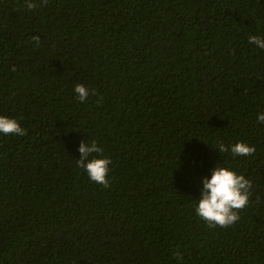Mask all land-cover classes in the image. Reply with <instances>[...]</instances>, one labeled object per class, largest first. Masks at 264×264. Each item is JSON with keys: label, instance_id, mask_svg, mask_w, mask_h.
I'll return each instance as SVG.
<instances>
[{"label": "trees", "instance_id": "1", "mask_svg": "<svg viewBox=\"0 0 264 264\" xmlns=\"http://www.w3.org/2000/svg\"><path fill=\"white\" fill-rule=\"evenodd\" d=\"M35 2L0 0V115L26 131L0 133V264H264V0ZM93 140L109 188L77 166ZM218 165L253 185L226 228L195 211Z\"/></svg>", "mask_w": 264, "mask_h": 264}, {"label": "clouds", "instance_id": "2", "mask_svg": "<svg viewBox=\"0 0 264 264\" xmlns=\"http://www.w3.org/2000/svg\"><path fill=\"white\" fill-rule=\"evenodd\" d=\"M47 2L48 0H42L45 6ZM24 7L31 11L37 8L38 4L35 0H25ZM31 39L39 45L40 38L38 36ZM249 43L264 49V37L250 35ZM12 71H16V69L13 68ZM74 92L81 103L85 102L90 94L89 89L83 84H77ZM91 94L96 95L94 91ZM97 102L99 103L100 100ZM257 119L259 123L264 124V113L258 114ZM0 133L4 135H26V131L15 118L4 115H0ZM218 150L221 154L230 150L233 157L253 156L256 152L254 146L244 142L236 143L230 149L223 142H218ZM79 152L81 158L77 159V166L86 172L92 182L109 188L108 176L112 161L103 155V149L98 146V142L95 140L89 143L82 142ZM252 187V181L246 179L244 175L237 174L228 167L218 165L212 170L210 179L207 177L203 179L202 194L201 198L197 200L198 204L195 211L209 227H229L240 219L238 213L248 206ZM175 257L178 264H182V254L176 252Z\"/></svg>", "mask_w": 264, "mask_h": 264}]
</instances>
